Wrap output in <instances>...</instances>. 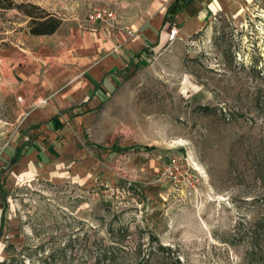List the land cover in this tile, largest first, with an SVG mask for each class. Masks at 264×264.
I'll return each instance as SVG.
<instances>
[{
	"label": "rangeland",
	"instance_id": "obj_1",
	"mask_svg": "<svg viewBox=\"0 0 264 264\" xmlns=\"http://www.w3.org/2000/svg\"><path fill=\"white\" fill-rule=\"evenodd\" d=\"M167 1L15 0L62 19L47 37L0 8L17 59L0 58V264H264V0L138 60L95 116L65 119L52 156L21 162L46 141L14 74L72 65L107 27L98 9L137 27Z\"/></svg>",
	"mask_w": 264,
	"mask_h": 264
},
{
	"label": "crops",
	"instance_id": "obj_2",
	"mask_svg": "<svg viewBox=\"0 0 264 264\" xmlns=\"http://www.w3.org/2000/svg\"><path fill=\"white\" fill-rule=\"evenodd\" d=\"M174 1L161 5L137 27H104L83 33L79 50L63 55L72 58L70 66L62 63L42 71L27 66L14 74L15 80L21 83L18 93L27 109L25 124L28 127L41 125L29 132H40L46 141L44 147L34 145L24 150L30 152L21 161L27 169L41 163L39 155L52 156L48 149L56 136L64 132L61 127L65 125V119L78 125L95 116L135 63L170 41L173 26L179 28V38L193 36L203 30L214 15L234 13L248 0H187L180 11L166 19L167 9ZM2 56L11 64L17 61L7 51H0V58ZM54 117L62 123L58 130L51 129Z\"/></svg>",
	"mask_w": 264,
	"mask_h": 264
},
{
	"label": "trees",
	"instance_id": "obj_3",
	"mask_svg": "<svg viewBox=\"0 0 264 264\" xmlns=\"http://www.w3.org/2000/svg\"><path fill=\"white\" fill-rule=\"evenodd\" d=\"M187 0H175L167 9L166 19L173 17L178 11H180L186 4ZM0 8L2 9H13L18 8L25 14L28 18L29 26L31 28V33L34 35H49L55 33L62 24V19L55 16L52 13H48L45 10L38 9L34 11L33 8H39L37 5L31 3H16L15 0H0ZM57 122L56 127L59 128L62 126V123L59 121L58 117L53 118ZM134 148V147H133ZM115 151H121L125 148L119 145H115L112 148ZM179 262V258L176 259Z\"/></svg>",
	"mask_w": 264,
	"mask_h": 264
},
{
	"label": "built area",
	"instance_id": "obj_4",
	"mask_svg": "<svg viewBox=\"0 0 264 264\" xmlns=\"http://www.w3.org/2000/svg\"><path fill=\"white\" fill-rule=\"evenodd\" d=\"M94 18L96 20H99L100 22H102V24L107 26V27H115L116 26V22H117L116 16L114 14V11L111 10L110 8L104 7V8L98 9L94 15ZM177 37H179V28L177 26H173L170 29L169 39L174 40Z\"/></svg>",
	"mask_w": 264,
	"mask_h": 264
},
{
	"label": "water",
	"instance_id": "obj_5",
	"mask_svg": "<svg viewBox=\"0 0 264 264\" xmlns=\"http://www.w3.org/2000/svg\"><path fill=\"white\" fill-rule=\"evenodd\" d=\"M16 162V157H14L11 161V164H14Z\"/></svg>",
	"mask_w": 264,
	"mask_h": 264
}]
</instances>
